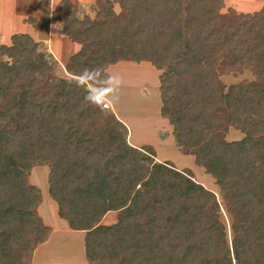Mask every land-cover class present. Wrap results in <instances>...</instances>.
<instances>
[{
  "label": "trees",
  "instance_id": "16d2710c",
  "mask_svg": "<svg viewBox=\"0 0 264 264\" xmlns=\"http://www.w3.org/2000/svg\"><path fill=\"white\" fill-rule=\"evenodd\" d=\"M118 7V10H116ZM77 15L63 0L62 33L79 50L69 78L29 34L0 46V264H30L51 228L29 180L48 165L49 195L82 231L91 264H264V8L221 14L223 0H96ZM149 62L160 76L161 116L180 152L220 187L232 239L213 191L190 170L156 161L88 86L111 65ZM250 72L252 80L225 84ZM233 128L242 139L229 141ZM110 212L116 224H102Z\"/></svg>",
  "mask_w": 264,
  "mask_h": 264
},
{
  "label": "rangeland",
  "instance_id": "374dc122",
  "mask_svg": "<svg viewBox=\"0 0 264 264\" xmlns=\"http://www.w3.org/2000/svg\"><path fill=\"white\" fill-rule=\"evenodd\" d=\"M262 8H264V0H223L221 14L225 16L232 11L237 14H247L259 11ZM116 10H118V7H116ZM86 11L87 10L80 9L77 11V15L79 17L94 15V8L89 9V13ZM12 29H15V33L18 34L27 31L21 23H15V25L12 26ZM55 40L53 41L54 49H56V47L59 48L57 46L59 43ZM37 43L39 44L40 49L52 57L54 62H56L55 70H57V76L64 79L69 78V75L64 68V65H66L68 61H66L67 58H64L66 61L65 64H61V62L64 61L63 58L58 57V54H55L52 49L49 50L45 41ZM1 45L9 46L11 45V41L6 40L4 36H0V46ZM108 72L109 71L107 70V73ZM160 73L161 72L149 62L141 64L133 63L131 61L118 63L113 65L110 69L111 82L106 88V93L103 92V89L98 90L91 86H88V88L94 92L96 96L101 98L106 103L107 107L113 112L116 111L118 115L125 119L128 122L129 129L132 130L134 134H154V132L160 128L158 127L161 122L160 120H164L160 115V108L162 105L159 89ZM252 79L253 76L248 71L223 77V81L227 85ZM106 98L112 101L111 105ZM167 126L168 125L162 126V133H168L169 129ZM242 137L243 134L241 132L231 128L227 135V140L235 141L242 139ZM169 145L170 144L167 143V146L163 148L164 150L160 151V157L168 159L167 162L173 164L179 170L187 169L192 171L193 177L197 182L201 183L216 194L222 207L221 218L224 222L223 224L227 227L228 239L231 241L232 232L230 226L232 223V216L224 205L223 194L220 187L210 175L206 174L202 167L196 164L194 156L180 152L176 145H170V147H168ZM145 148L153 149L152 147ZM49 172L50 168L48 165L37 164L32 168L29 175L31 184L35 185L40 190L41 199L44 202L41 210L43 221L47 225L58 228V232L54 235L48 247H43L37 256L39 258L45 255L47 258L55 260L57 264H68V262H70V256H78L77 254H80L81 250L84 252V249L81 247L83 235H77L76 232H69L66 221L58 216L57 204L49 195ZM37 213H39L38 210ZM119 216V213L111 212L106 217L103 224L106 226L114 225L118 222Z\"/></svg>",
  "mask_w": 264,
  "mask_h": 264
},
{
  "label": "crops",
  "instance_id": "0c3cea01",
  "mask_svg": "<svg viewBox=\"0 0 264 264\" xmlns=\"http://www.w3.org/2000/svg\"><path fill=\"white\" fill-rule=\"evenodd\" d=\"M62 1L63 0H0V36L2 37L4 36L6 40L11 41L12 35L18 34L15 33V29H12V26L15 25V23H21L24 26V28L27 29V31H24V33L22 34H29L36 42L39 43L45 41L49 50L52 49L55 54H58V57L63 58L64 61H62L61 64H65V62L74 53H76L79 50V45L70 41L62 33V25L59 20L60 17L59 12L61 11L60 9H61ZM70 1L76 6L77 11L82 9V10H87L86 12L89 13L88 10L93 8V5L96 0H70ZM55 38L57 40V43H59L57 44L59 48L56 47V49H54V45H53V41L55 40ZM64 58L65 59L67 58L66 61ZM124 62H130V61L129 60L121 61L119 63H124ZM112 66L113 65H111L108 68L110 80L107 86L103 89L104 93H106L105 92L106 88L110 85L111 82L110 69L112 68ZM107 100L111 105L112 101L110 99ZM114 112L118 117V119L122 121L128 128V141L132 146L137 148L152 147L156 154V161L167 162L168 159H166L165 157H160V151L164 150L163 148L167 146V143L174 146L176 145L173 136V127L169 124V121L167 119L161 116L164 120H160L161 122L160 125L158 126L160 128L158 130L156 129L157 131H155L154 134L143 133L141 135H138V134H134V132L129 129L128 122L125 119H123L120 115H118L116 111ZM160 115H161V108H160ZM157 123L159 124L158 121ZM165 125H168L167 127L169 129L167 134H164L165 132L162 133L163 131L162 126ZM170 145L168 147H170ZM43 203L44 202L42 200L41 204L39 205V208L37 209L39 212L37 214L42 219V221L43 218L41 217V210H42V206L44 205ZM110 213H108L105 216V218L102 221V224L104 223V220ZM43 223L44 225L51 228V233L49 235V238H47L45 242L41 243L36 247L35 251L32 254L30 264H57L55 260L47 258L45 255L39 258L37 256V254L40 252V250H42L43 247L45 248L46 246L48 247L54 235L58 232L57 231L58 228H54L51 225H47L44 221ZM68 228H69V232L72 233L76 232L77 235L79 234L83 235L82 236L83 242L81 247L82 249H84V252L81 250L80 254L76 253L79 256V258L78 256L76 257L70 256V260H69L70 262H68V264H91L87 259V255H85L86 250L84 244H85L86 233L82 231H76V230L74 231L70 229L69 225Z\"/></svg>",
  "mask_w": 264,
  "mask_h": 264
}]
</instances>
